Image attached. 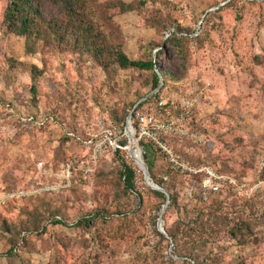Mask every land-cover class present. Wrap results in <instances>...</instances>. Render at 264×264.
Listing matches in <instances>:
<instances>
[{
  "label": "rangeland",
  "instance_id": "obj_1",
  "mask_svg": "<svg viewBox=\"0 0 264 264\" xmlns=\"http://www.w3.org/2000/svg\"><path fill=\"white\" fill-rule=\"evenodd\" d=\"M85 1L99 43L131 60L166 52L159 66L178 78L153 89L149 72L121 69L106 57L104 66L44 41L29 54L26 40L8 33L9 0H0V264H183L177 253L184 247L210 264H264V0ZM174 28L180 33L170 38ZM148 96L169 106L194 102L186 118L172 114L187 135L165 143L180 164L210 165L236 179L235 189L205 192L216 208L205 209L193 178L174 170L164 152L155 174L168 181L166 171L174 172L168 182L176 207L170 200L164 210L154 180L145 182L126 127ZM110 141L121 148H109ZM142 143L136 150L148 168ZM100 145L108 153L86 173ZM124 164L137 173L135 192L125 188ZM210 210L228 218V228ZM197 215L204 222L188 239ZM159 220L182 239L180 249L159 232ZM242 222L252 231L233 235L235 226L247 228Z\"/></svg>",
  "mask_w": 264,
  "mask_h": 264
},
{
  "label": "trees",
  "instance_id": "obj_2",
  "mask_svg": "<svg viewBox=\"0 0 264 264\" xmlns=\"http://www.w3.org/2000/svg\"><path fill=\"white\" fill-rule=\"evenodd\" d=\"M86 12L87 3L85 0H9L8 6L4 12L3 23L9 34L26 40L27 52L29 54H35L32 43L44 41L46 43L56 44L62 51L74 50L83 54L92 55L104 66L108 65L105 59L110 58L112 63L119 66L121 69H136L141 72H149L152 77L153 89H159L163 83L166 87L168 83L178 78L175 72L159 66L161 57L165 56L168 59L166 52L150 60H131L127 57L122 48L109 47L106 43L102 45L104 42L99 43V38L95 34V30ZM174 29L175 31L171 32L170 38H177L178 33H180L178 28ZM36 71L37 69L34 68L33 72ZM33 91H36V87H33ZM153 100L152 98L147 103L151 104ZM154 102L155 109H158L157 103L159 100H154ZM163 142H165V138H163ZM142 145L146 150V161L152 179L155 184L169 192L171 203L176 207L178 199L175 198L173 186L170 185V182H174V172L167 168L168 171H166V174L168 176L166 175V180L170 182L165 181L164 177L158 178L155 174V170L156 162L157 159L160 158L159 153H161V151L150 142H143ZM209 167L212 166L209 165ZM121 177L124 180L126 190L135 192L136 171L124 164ZM191 177L193 178V182L198 185L200 189L197 200L200 203H204L205 209H209V207L216 208L215 200H210L209 197H206L205 192L201 188L204 176L199 175ZM154 193L164 200L165 203L167 202L165 194L161 192ZM178 210H180V208H178ZM210 212L211 216H213L212 220L215 219V221L220 222L224 227L228 228L230 225V220L228 218H225L221 214L215 215L211 210ZM210 221L211 220L206 219L207 224ZM191 222L188 239H191V237L194 238L199 234V230L194 229L198 227L201 229V225L204 221L202 217L199 219V215H197ZM242 223L247 228L240 229L238 226H235L231 229L233 235H236V232L242 233L244 229H246L248 233L252 231L250 224ZM56 224L65 223L63 221H57ZM77 225L82 226L84 224L83 222H79ZM4 226L10 231L7 224H4ZM206 226L204 228H206ZM165 231L169 238L173 240L180 249L182 239H180L179 235L167 229ZM160 236L164 238L162 235ZM192 251L193 252H190L187 247H184L181 251H178L177 256L184 260L183 264H190V261H193L195 264H210L208 260H202L200 256L195 257L194 251H196V249H192ZM171 264H175V262L171 261Z\"/></svg>",
  "mask_w": 264,
  "mask_h": 264
},
{
  "label": "built area",
  "instance_id": "obj_3",
  "mask_svg": "<svg viewBox=\"0 0 264 264\" xmlns=\"http://www.w3.org/2000/svg\"><path fill=\"white\" fill-rule=\"evenodd\" d=\"M152 99L151 97L147 99H142L132 110L131 117V127L133 122L135 123V139L138 142H150L156 146L161 152L167 154L168 161L172 165L174 170H182L189 173L190 176H199L203 175V181L201 187L204 192H209L210 194H219L226 190V188H237L238 182L235 178L219 174L214 168L209 166H204L199 169H191L187 166L180 164L178 159L174 158L172 152L168 149L163 138L173 136L174 134L187 135V130L182 124H179V121L172 118V114L176 111H181V113L186 118L190 114L191 108L194 107V102L189 100H183L179 106H169L164 100H160L157 105L158 109L164 112V116L160 119L152 109L151 105L147 102ZM181 125V126H179ZM133 129V127H132ZM195 140L201 142L202 140L198 139L195 135H192ZM111 142V141H110ZM109 148H112L114 151H117L121 147L119 146L118 141L116 144L111 142ZM108 152L103 149V145L96 146L94 148L93 155L90 157V164L92 165L91 170H87L86 173H90L99 163L101 157H104ZM74 161L70 160L63 165V169L67 170L68 173H71L74 167ZM140 169V168H139Z\"/></svg>",
  "mask_w": 264,
  "mask_h": 264
},
{
  "label": "water",
  "instance_id": "obj_4",
  "mask_svg": "<svg viewBox=\"0 0 264 264\" xmlns=\"http://www.w3.org/2000/svg\"><path fill=\"white\" fill-rule=\"evenodd\" d=\"M149 97H151V96H148V97H146V98H144V99H147V98H149ZM131 117H132V112H131V114H130V117L128 118L127 127H126V132H128L129 128L132 129L131 124H130ZM140 170H141V171L143 172V174H144L145 182H146L148 179H151V180L153 181L152 177H151L150 174H149V170H148V168H147L146 166H145V167L143 166V168H140ZM153 182H154V181H153ZM154 183H155V182H154ZM155 186H156V188H155L154 190H157V191H159V192L165 194V196H166V198H167V202H166V205H165V207H164V210H165V209L167 208V206L169 205V202H170V194H169V192H168L167 190L161 188V187L158 186L157 184H156ZM158 228H159V232H160L163 236H165L166 238H169L167 232L165 231V229H164V227H163L162 220H159V222H158Z\"/></svg>",
  "mask_w": 264,
  "mask_h": 264
},
{
  "label": "bare ground",
  "instance_id": "obj_5",
  "mask_svg": "<svg viewBox=\"0 0 264 264\" xmlns=\"http://www.w3.org/2000/svg\"><path fill=\"white\" fill-rule=\"evenodd\" d=\"M128 135L130 137V146L128 147V150L131 151V155L133 160L137 163V161H140L142 165L144 166V159H143V153L141 150H136L137 141L134 138V131L129 128ZM141 164H139V168H143Z\"/></svg>",
  "mask_w": 264,
  "mask_h": 264
}]
</instances>
